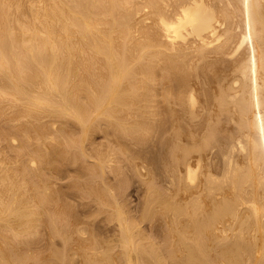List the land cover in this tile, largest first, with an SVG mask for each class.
<instances>
[{
    "label": "bare ground",
    "instance_id": "obj_1",
    "mask_svg": "<svg viewBox=\"0 0 264 264\" xmlns=\"http://www.w3.org/2000/svg\"><path fill=\"white\" fill-rule=\"evenodd\" d=\"M0 264H264V0H0Z\"/></svg>",
    "mask_w": 264,
    "mask_h": 264
},
{
    "label": "rangeland",
    "instance_id": "obj_2",
    "mask_svg": "<svg viewBox=\"0 0 264 264\" xmlns=\"http://www.w3.org/2000/svg\"><path fill=\"white\" fill-rule=\"evenodd\" d=\"M98 134H100V135H98ZM102 134H104L103 132H100L99 130H97V132H95L94 133V135H93V137H92V143L91 144H88L87 145V147H88V149H89V151L91 150V149H93V147H96V146H98L100 143H103V140H104V143L105 142H107V140H106V138H103V137H101V136H103ZM99 138H101V139H99ZM94 139V140H93ZM10 143H13V141H11ZM5 148H7V151L9 152V149H8V147H5ZM217 149H218V146L217 147H214L213 148V153H214V151L216 152L217 151ZM30 158V157H29ZM88 159V161L91 163H89V162H86V163H88L87 165H93V163L94 162H92V160H95V159H93V156H89V158H87ZM79 162V163H78ZM81 162L80 161H77V164L74 166L73 164H75V161L74 162H67V163H60V166L62 167V169L63 170H65V177L64 178H55V179H57L56 181H58L57 182V184H56V187L58 186V187H60V188H58V190H59V193H60V189L61 190H63L64 188H65V190H71L72 191V193H75V197L74 196H68V197H66V202H67V204L65 205V208L67 207H73V208H76V209H78V205L80 206V203H81V201L82 200H84L85 198H87L86 196L88 195V190H87V188H85L87 191H85V189H84V191H82V187H81V184H83L82 182H86L87 180H85V178H84V180H82L83 179V176L84 175H82V177H81V173H80V171H79V169H81L82 168V163L80 164ZM86 163H85V165H86ZM67 166V167H66ZM78 166V167H77ZM77 167V168H76ZM131 168V167H130ZM66 169H67V171H66ZM77 169V170H76ZM82 170L83 169H81V172H82ZM131 171H132V169H131ZM131 171H129V176H128V178L130 179V177H132L133 175H131ZM68 172V173H67ZM133 172V171H132ZM134 174V173H133ZM76 175V176H75ZM108 175L109 176H111V173L109 174L108 173ZM131 175V176H130ZM138 176V175H137ZM111 177H114V175L112 174V176ZM78 178V179H77ZM82 180V182H81V184H80V179ZM88 178V177H87ZM93 178V177H92ZM91 178V179H92ZM125 178V177H124ZM133 178L134 179H137L136 178V175L134 174V176H133ZM139 178V177H138ZM141 178V177H140ZM50 180H53V177H52V179L50 178ZM72 180V181H71ZM77 180H79V183L77 182ZM115 180L116 179H114V180H112V181H114L115 182ZM143 180V179H142ZM73 181H75V182H77V184L76 185H71V184H74L75 182H73ZM139 181H140V179H139ZM139 181L138 180H135V182L133 181V179H132V181H131V183L133 182V184H131L130 182L128 183V184H131L130 186L128 185V184H126V186L123 188V189H125L127 186V192L126 191H124V192H126V193H128L127 195L125 194V197H126V201L129 203V206H130V212L132 213V211H133V214H136V215H138L137 213H139L138 212V208H139V206H140V203L142 202V200H143V198H144V196H142L143 194H144V187H140L139 186ZM88 182V181H87ZM138 182V183H137ZM115 183H118L117 181L115 182ZM141 183H142V181H141ZM79 186V187H76V186ZM75 186V187H74ZM55 187V189L57 190V188ZM74 188V189H73ZM76 189H77V191H76ZM120 190L122 189V187H120L119 188ZM119 189H118V191H119ZM122 189V190H123ZM117 190V187H116V189H114V191L115 192H117L118 193V191H116ZM138 190V191H137ZM70 191V192H71ZM75 191V192H74ZM78 191H82L81 193L82 194H84L85 192L87 193V195L83 198L81 195L82 194H80ZM113 191V192H114ZM85 193V194H86ZM84 194V195H85ZM90 194V193H89ZM78 197H77V196ZM91 195V194H90ZM80 196V197H79ZM94 196V195H93ZM109 196H111L110 194H109ZM73 197V198H72ZM83 198L82 200L80 199V198ZM88 197H90V196H88ZM92 197V196H91ZM91 197H90V199H91ZM143 197V198H142ZM93 198H96L95 196L93 197ZM129 198H131V199H129ZM140 198H141V200H140ZM71 200V201H70ZM74 200V201H73ZM86 201V200H85ZM91 201V200H90ZM130 201V202H129ZM131 201H132V203H131ZM84 202V201H83ZM94 202V203H93ZM93 202H91L90 203V207H89V209L90 210H97L96 209V205H97V201L95 202L94 200H93ZM138 202H139V204H138ZM93 203V204H92ZM130 203H131V205L133 206H131L130 205ZM77 204V205H76ZM99 205V204H98ZM98 205H97V207H98ZM136 205V206H135ZM76 206V207H75ZM129 206H128V208H129ZM92 208V209H91ZM133 208V209H132ZM135 208H136V210H135ZM85 209V208H84ZM88 209V208H87ZM132 209V210H131ZM135 212V213H134ZM81 215V217L83 218V219H85V220H88L89 218L91 219V218H93V216L91 217L90 216V213H85V214H80ZM83 215V216H82ZM97 216H95V219H96V221L98 222V224L99 223H101L100 225H99V232H98V236H99V238L103 241L104 239L105 240H110V239H112V238H114V237H112L111 238V236H116V233H114V231H113V229H112V227L115 229V224L113 223V224H110V223H108V221H107V217H106V215L105 214H103V213H99V214H96ZM88 216H89V218H88ZM88 218V219H87ZM103 219H104V222H102L103 221ZM106 221V222H105ZM147 223V224H146ZM145 224H144V222H143V224H142V226L145 228V230L149 233V223L148 222H146ZM103 224V225H102ZM109 224V225H108ZM82 225H88V227H90L91 228V226H92V228H94L95 226H93V225H91V226H89L90 224H88V223H85V224H82ZM113 225V226H112ZM110 226V227H109ZM106 229H104V228ZM113 234H112V233ZM115 232H117V231H115ZM150 233H152V231L150 232ZM78 234V233H77ZM77 234H75V236L77 235ZM79 235V234H78ZM77 235V236H78ZM111 235V236H110ZM106 237V238H105ZM108 237V238H107ZM110 238V239H109ZM59 240V242H60V239H58L57 238V241ZM34 244V243H33ZM32 243H31V246H34ZM25 246H27V245H25ZM36 246V250H37V248L39 247H41L40 248V250H41V252L39 253V255H38V252L40 251V250H38V252L36 253V252H34V253H36V255H38V257H40V255L42 254L43 255V252L45 253L46 251H48V250H46V248L44 247H42V246H37V245H35ZM48 249V248H47ZM35 250V248L34 249H32L31 250V252H33ZM46 250V251H45ZM36 257V256H35Z\"/></svg>",
    "mask_w": 264,
    "mask_h": 264
}]
</instances>
